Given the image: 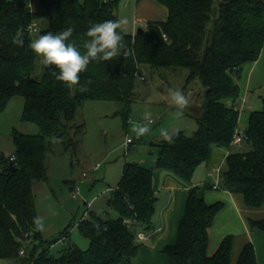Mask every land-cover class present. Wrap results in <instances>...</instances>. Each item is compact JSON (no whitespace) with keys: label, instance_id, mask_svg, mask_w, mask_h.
I'll return each instance as SVG.
<instances>
[{"label":"trees","instance_id":"obj_1","mask_svg":"<svg viewBox=\"0 0 264 264\" xmlns=\"http://www.w3.org/2000/svg\"><path fill=\"white\" fill-rule=\"evenodd\" d=\"M155 1L167 9V19L148 22L141 34H125L128 55L91 62L80 79L81 83H92L88 92L81 93L57 81L52 75L58 71L54 68L44 67L40 79L33 77L38 56L29 45L34 34L31 26L37 28L36 18L26 0H0V114L14 97L21 96L22 120L40 128L38 135L14 132L16 167L10 156L0 151V261L136 264L141 249L137 229L149 231L153 227L157 196L152 169L126 162L122 178L107 203L118 217L105 219L90 211L77 224L89 240V248L83 251L70 245L58 257L50 254L53 243L45 246L41 232L33 224V218L38 216L33 187L35 182L46 179L47 148L52 138L61 139L65 146L77 147L78 140L70 133L74 128L81 130L82 125L75 127L70 123L84 103H120L117 114L128 124L127 113L145 66L155 70L186 69L185 88L198 81L205 89L202 105L187 113L196 120V131L192 135L177 131L171 145L164 141L152 144L159 149L156 166L190 182L200 165L214 163L218 149H231L221 169V188L242 195L250 209L264 206V97L263 109L250 113L243 134L250 148L233 150L241 114V89L236 78L241 77L246 64L259 60L264 48V0ZM120 2L40 0L47 18L40 35L71 27L74 31L69 42H74L83 53L88 28L119 19ZM18 28L24 31L23 46L12 43ZM198 192V187L189 190L176 242L163 252L169 264H233L232 236L225 237L213 255L208 254L209 230L224 203L208 204ZM97 224L107 231L97 234ZM250 226L264 232V218L250 220ZM67 230L54 241L68 237ZM22 248L26 249L25 255L20 254ZM235 264H257L252 243L244 245Z\"/></svg>","mask_w":264,"mask_h":264},{"label":"rangeland","instance_id":"obj_2","mask_svg":"<svg viewBox=\"0 0 264 264\" xmlns=\"http://www.w3.org/2000/svg\"><path fill=\"white\" fill-rule=\"evenodd\" d=\"M160 7L166 10L165 7ZM118 15L119 19L127 18L129 22L127 31L133 28L135 20L139 21L137 29H145L146 21L136 19L135 0H121ZM35 18L38 31L33 34V39L40 35V31L47 24L46 16ZM43 68L38 57L33 73L35 79L41 78ZM140 73L144 79L140 77L137 81L135 98L127 116L129 121L146 123L142 117L145 111L150 112L152 131L148 135L139 140L135 138L130 131L129 121L125 125L123 116L117 114L121 107L120 103L90 101L78 109L75 120L70 123L75 127L82 125L81 130L74 128L70 133L72 138L78 140L77 147L65 146L57 137L49 141L46 157L47 176L45 180L35 182L33 193L38 216L43 217L45 222L46 231L41 232L44 245L49 246L53 243L50 254L54 257H58L61 251L70 245H75L83 251L89 248V240L77 227V224L88 216V212L93 211L105 219L118 217V213L108 207L107 203L111 197L108 189L117 187L123 175L127 155L133 148L146 145L150 149H158L152 143L163 141L159 135L161 128H166L170 132L182 131L187 135H192L197 129L196 120L187 113L191 108L202 105L205 89L198 81L185 88L188 76L186 69L155 70L145 66ZM236 81L240 86L242 99L239 101L241 113L239 131L244 134L250 113L263 109L264 48L259 60L246 64L241 77L236 78ZM169 88H179L189 98V105L180 118L173 114L176 110L168 96ZM72 91L74 92L75 88ZM23 107V97L17 96L0 114V151L4 154L15 151L14 132L26 135L40 134V128L36 124L22 120ZM128 138L134 139L135 144L127 151L125 142ZM249 148L250 146L243 142L234 144L233 150L242 151ZM223 162L224 159H220L215 167L223 169L225 167ZM97 165L100 167L95 170L94 167ZM201 167L191 181L215 183L219 174L214 171V167L208 168L207 164ZM84 174L87 176H83ZM202 177L203 180L200 179ZM204 186L202 183L199 184L201 189H208ZM66 230L69 236L64 239L67 240L55 242L54 240L60 239ZM0 264L15 263L3 260Z\"/></svg>","mask_w":264,"mask_h":264},{"label":"crops","instance_id":"obj_3","mask_svg":"<svg viewBox=\"0 0 264 264\" xmlns=\"http://www.w3.org/2000/svg\"><path fill=\"white\" fill-rule=\"evenodd\" d=\"M26 2L34 16H44L40 0H26ZM160 6L163 5L155 0H142L140 2L135 0L136 19L146 21L145 27L148 22L165 21L168 17V11ZM138 23L139 21L135 20L133 28L127 31V33L135 34L138 31L136 27ZM252 69H254V67ZM240 100H242L241 97ZM126 143L127 140L125 146L128 151L132 145L135 144V140L133 139V143L129 146H127ZM231 151V149H218L214 163L208 165V168H216L215 166L219 160L225 159ZM12 154H14V152L6 155L11 156ZM158 154L159 149H150V147L144 145L133 148V151L129 152L127 155L126 162H137L143 167L152 169L153 186L157 196L152 229L149 231L137 229V236L145 235L146 238L142 240L138 239L141 244V249L135 263L169 264V258L163 251L166 246L172 245L176 242L178 227L185 213L189 190L192 187H198V195L204 198L208 204H214L217 202L224 203L223 209L218 213L214 225L209 230L208 254L213 255L222 240L227 236H232L234 238L232 252L233 264L236 263L240 251L247 243H252L255 247L257 264H264V232L252 229L250 226V220L264 218V206L259 209H250L245 205L242 195L233 194L222 189L221 174L217 176L218 179L215 183L213 182V184H206V182L203 181L187 182L181 180L170 171L156 166ZM202 165H200L195 171V176L196 172H199L202 168ZM200 179L203 180V177ZM201 183L202 185H205L204 187L208 186V189H201L199 187V184ZM216 184L219 185L218 189L213 188V185ZM113 189L114 188H110L108 190H110L111 193ZM93 200H95V198ZM157 228H162V232L155 233L154 231ZM66 240L67 239L63 238L62 241Z\"/></svg>","mask_w":264,"mask_h":264},{"label":"clouds","instance_id":"obj_4","mask_svg":"<svg viewBox=\"0 0 264 264\" xmlns=\"http://www.w3.org/2000/svg\"><path fill=\"white\" fill-rule=\"evenodd\" d=\"M128 23L127 18H120L92 24L84 34L87 39L83 43V53L74 42H69L74 31L71 27L56 33L47 32L38 35L31 41L29 47L40 58L41 65L45 68L58 70L52 72L57 81L62 82L69 89L75 88L77 91L85 93L89 91V85L92 81L87 80L81 83L80 74L87 71L91 62L112 61L116 57L129 54L125 50L124 44V35L127 34ZM23 37V29L18 28L12 36V43L17 46H23ZM168 96L176 110L173 113L174 116L180 118L189 105V98L179 88H169ZM150 116L151 113L145 111L142 120L146 121V123L129 121L130 131L137 140L152 131ZM176 134L175 131L170 132L166 128H161L159 132L163 141L169 145L175 143L174 137ZM33 224L37 231H46L43 217H34ZM95 227L97 234L100 231H107L106 227L101 229L99 224Z\"/></svg>","mask_w":264,"mask_h":264},{"label":"built area","instance_id":"obj_5","mask_svg":"<svg viewBox=\"0 0 264 264\" xmlns=\"http://www.w3.org/2000/svg\"><path fill=\"white\" fill-rule=\"evenodd\" d=\"M31 31L36 33L38 31V29L36 28V26H31ZM141 79L143 80L144 77H141ZM234 142L237 143V144H240L242 142H244V136L241 132L239 131H236L235 133V137H234ZM133 143V140L131 138L127 139V143L126 145L129 146L130 144ZM9 160L12 162L13 166L16 167L17 166V158H16V155L15 154H12L10 157H9ZM100 167V165L96 166L94 169L97 170L98 168ZM221 167H218V168H214V171H216L218 174H221ZM84 176H87L86 174H84ZM213 188L214 189H218L219 188V185L216 184V185H213ZM73 195H76V194H73ZM155 233H160L162 232V228H157L155 231ZM28 236V235H26ZM145 235H139L138 236V239L142 240V239H145ZM26 253V249L25 248H22L20 250V254L21 255H25Z\"/></svg>","mask_w":264,"mask_h":264},{"label":"water","instance_id":"obj_6","mask_svg":"<svg viewBox=\"0 0 264 264\" xmlns=\"http://www.w3.org/2000/svg\"><path fill=\"white\" fill-rule=\"evenodd\" d=\"M138 34H141L143 33V29L142 28H139L138 31H137Z\"/></svg>","mask_w":264,"mask_h":264}]
</instances>
